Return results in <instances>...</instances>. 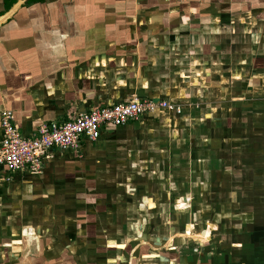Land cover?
I'll list each match as a JSON object with an SVG mask.
<instances>
[{
	"label": "crops",
	"instance_id": "0c3cea01",
	"mask_svg": "<svg viewBox=\"0 0 264 264\" xmlns=\"http://www.w3.org/2000/svg\"><path fill=\"white\" fill-rule=\"evenodd\" d=\"M134 97L183 113L106 127L37 175L0 169V264H264L255 203L218 210L204 248L232 229L196 255L164 218L174 210L189 231L191 197L176 179L193 161L216 166L217 192L232 181L264 204L251 182L264 183L253 172L264 157V0H0V115L11 111L25 137Z\"/></svg>",
	"mask_w": 264,
	"mask_h": 264
},
{
	"label": "built area",
	"instance_id": "2783aa9c",
	"mask_svg": "<svg viewBox=\"0 0 264 264\" xmlns=\"http://www.w3.org/2000/svg\"><path fill=\"white\" fill-rule=\"evenodd\" d=\"M166 112L180 116L182 108L165 100L134 97L128 102L96 107L67 122L44 123L28 138L14 125L13 113L2 111L0 169L5 168L11 174L37 175L54 152H78L84 142L100 139L106 127L119 128L142 117Z\"/></svg>",
	"mask_w": 264,
	"mask_h": 264
},
{
	"label": "rangeland",
	"instance_id": "374dc122",
	"mask_svg": "<svg viewBox=\"0 0 264 264\" xmlns=\"http://www.w3.org/2000/svg\"><path fill=\"white\" fill-rule=\"evenodd\" d=\"M198 156H199V158L202 157L200 151H199ZM230 161H232V160H230ZM228 166L230 167V165H228ZM231 166H233V168H236V169L238 168L237 162H234ZM255 167H254L255 171H253V172H257L258 174L260 173L261 175H263V173H264V157H262V160H260V162H257ZM212 169H216V166L208 164L207 167H205L204 162L199 163L197 161L195 163L193 161V167L188 171L186 170V174H185L184 178H182V179L177 178L176 179L177 183L179 180H182V185L184 186L182 188V190L186 189V192H184L185 195L189 191L188 193H189V196L191 197L192 203L190 205H192L191 206L192 207L191 208L192 213H191V216L189 215L188 219H187V223H190V226L188 227V230H189L188 232H187V229H185V223H186V217L185 216L184 217L183 216L177 217L178 214L175 215L174 210H172V212H167L164 216V218L167 220V222L177 221L178 225H181V227H183L182 228V231H183L182 234L180 236L179 235L177 236L178 240L176 241V244L178 246L183 245L184 248H188V253L193 254V255L200 254L202 251H208L209 252V251H211L210 249H214L213 245L215 246L219 240L218 233L221 234V231L223 232L222 229L224 228L225 225H226L225 227H227V229H232L231 227L233 226V224L226 221L222 225V228H220V227L218 228L217 231H220V232H216V233L214 232L211 234L213 241L210 244H208L209 246H207L206 249L204 248V246L206 247V241L204 238H206L208 228H210L212 230L215 229L214 225L210 224L208 226L207 223L209 221H212L213 218H216V213H218V210H220V209L222 210V207H225V209L226 210L228 209V211H235L236 209H238V207H240L242 209H238L237 212H240L241 210H242V212H245L250 206H254V203H255V206L258 205L261 208L260 212H262L264 209L263 208L264 204H262L263 198H262V200H261V198H253L252 197L254 195L253 193L251 194L252 196L249 195L248 189H250V187H248V186L246 187L245 185H243V186H241V189L240 188L238 189L236 187H239V186H235V188H233L232 181L231 182H229V181H227V182L223 181L222 182L221 181V185L224 184L225 186H227V189L226 190L222 189L224 187V185H223L218 189V192H217V188H216L215 184L218 185V183H217L218 181L215 180L213 182L211 179H209V180L207 179V175H209L207 173L212 172L213 171ZM243 171L246 172V175H248L247 173H252L251 172L252 169L248 170L246 168V169H242V172ZM187 172L189 173L188 175H187ZM186 180H188V181H186ZM251 182L253 183L252 185H258L260 187V189L264 188V183H263L262 177H259V179H257L258 183L254 182V181H251ZM155 183H156L155 189L161 190L160 198L162 199L163 195L165 196V194L162 192L165 191V189H167V185L164 182L162 184L161 183L159 184L157 182H155ZM237 183L245 184V183H248V180L240 179L239 181H236V184ZM176 187H178V184H176ZM232 191L239 192L238 193L239 197H237L238 198L237 200L236 199L234 200L232 195L229 194ZM260 191H263V190H260ZM173 198H174V196H173ZM164 201H166V200H164ZM145 204L149 209L154 208V204L150 200L145 199ZM244 207H247V208H244ZM162 210H164V209H162ZM247 211H250V209ZM147 215L148 214H146V213L141 214V216H139V218L140 219H146L148 217ZM176 217H177V220H176ZM191 224L193 225V228L191 227ZM160 232L161 233L157 232L158 235L156 234L159 237H166L167 233L171 234V230L169 231V229H166V231H163L162 229H160ZM204 234H205V236H204ZM162 244L165 245L163 247H166V245H167L166 243H162ZM222 245H224V243L220 244V246H222ZM178 246L175 248L177 250H180ZM183 246H181V247H183ZM180 251H182V250H180ZM162 261H163V263L168 262L167 260H162Z\"/></svg>",
	"mask_w": 264,
	"mask_h": 264
}]
</instances>
